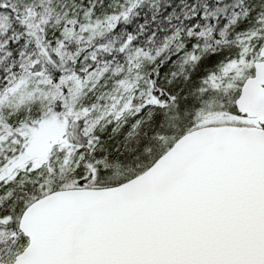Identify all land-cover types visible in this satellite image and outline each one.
<instances>
[{"label": "snow or ice", "instance_id": "6c2138e0", "mask_svg": "<svg viewBox=\"0 0 264 264\" xmlns=\"http://www.w3.org/2000/svg\"><path fill=\"white\" fill-rule=\"evenodd\" d=\"M0 264H264V0H0Z\"/></svg>", "mask_w": 264, "mask_h": 264}]
</instances>
